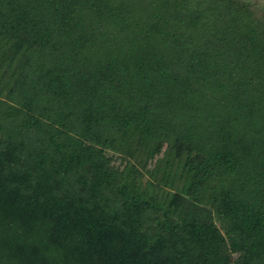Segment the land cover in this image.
<instances>
[{
	"label": "trees",
	"instance_id": "trees-1",
	"mask_svg": "<svg viewBox=\"0 0 264 264\" xmlns=\"http://www.w3.org/2000/svg\"><path fill=\"white\" fill-rule=\"evenodd\" d=\"M0 0V264H264V11Z\"/></svg>",
	"mask_w": 264,
	"mask_h": 264
},
{
	"label": "rangeland",
	"instance_id": "rangeland-1",
	"mask_svg": "<svg viewBox=\"0 0 264 264\" xmlns=\"http://www.w3.org/2000/svg\"><path fill=\"white\" fill-rule=\"evenodd\" d=\"M250 2L252 5L256 6V10L261 14L264 11V0H245Z\"/></svg>",
	"mask_w": 264,
	"mask_h": 264
}]
</instances>
